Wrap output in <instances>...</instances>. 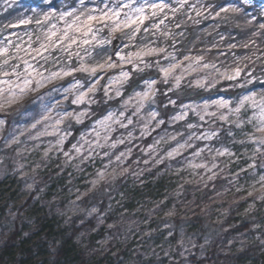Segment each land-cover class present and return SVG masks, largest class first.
<instances>
[{
    "label": "snow or ice",
    "instance_id": "obj_1",
    "mask_svg": "<svg viewBox=\"0 0 264 264\" xmlns=\"http://www.w3.org/2000/svg\"><path fill=\"white\" fill-rule=\"evenodd\" d=\"M251 5L252 0H242L241 3L225 0L224 3L219 4L202 3L201 0H196V3H190L189 0H73L71 5H64L58 9L54 6L53 0H33V3L23 4L20 3V0H3L4 11L11 9L12 13L16 14V19L0 28V32L7 28L29 24H35L36 29L26 30L23 36L12 32L10 35L16 37L15 41L8 37L0 39V112H5L14 105L20 104L29 94L39 93L41 89L52 85L49 92L44 95L50 96L53 92H61L64 100H69L71 97L70 103L76 105L77 109L66 110L60 102L44 105L41 118L32 123L31 128L36 129L42 121L49 123H45L43 130L38 131L32 138L38 139L41 136L54 135L56 136L55 144L50 142V148L55 147L59 151H63L65 141L72 134L70 131L71 121L80 124L87 117L89 106L96 103L94 96L98 90L97 85L104 79L107 69L120 68L117 75L108 77L107 84L103 88L104 96L114 99L124 95L122 91L124 85L129 83L134 75L142 73L146 69L155 68L159 74L158 79L151 76L144 78L141 90L134 89L127 98L121 101L122 110L108 111L106 115L94 122L92 132L95 133V142L87 139L86 134L82 133L79 140L71 145L69 151L63 152L64 156L71 160L74 159L71 153L74 152L79 157L83 156L84 151H87L88 155L83 156V159L87 160L96 148H103L111 139L110 134L115 130L112 127L113 124L127 128L133 123L132 116H139L146 107L149 109L148 120L144 123L142 135L148 131V124L152 121L156 122L157 127L165 123L163 119H157L160 113L151 107L156 104V97L160 92L158 84H171L167 91L172 92L194 73L211 70L194 80L196 86L210 88L220 78L229 81L236 80L243 70L240 67L241 61L251 62L253 57L256 60L264 59V52H261L257 47L254 48L250 56L237 57L235 67L225 68L224 71H221L216 64L207 62L203 54L191 55V49L188 50V54L178 53L175 36H183L184 33H173L166 23L170 16L175 19L177 13L187 9L185 13L187 19L196 24L200 23V20L195 19L191 15L192 12L195 13V17L213 20L220 18L225 21L229 18L228 14L231 13L234 18L242 17L246 24L251 25L256 17H249L247 7H245ZM222 14L224 15L222 16ZM260 15L264 16V6L260 9ZM157 18H159L158 21ZM148 20L154 22L150 26L142 28L145 21ZM183 23L185 21H180L176 23L175 27L179 28ZM259 29L260 31L252 32L251 36L264 38V23L259 24ZM141 31L145 33V36L141 37L139 44H136V37ZM117 32L123 33L127 37L129 44L135 47V51L124 53L123 48L129 47L128 44L121 48L115 47L112 37ZM148 35L155 39L149 40ZM169 39L172 40L170 47L173 51L168 50L167 41ZM220 40L223 41L224 36H220ZM158 41H163L166 46H161ZM107 45H113L112 53L101 59L107 52ZM250 45L255 46L256 41L250 39L242 46L249 48ZM215 47L217 45L212 44V48ZM236 47L238 45L235 43L228 44L229 49ZM113 56L116 58L115 61H113ZM147 57L154 59L149 60L146 59ZM124 65L131 67L126 69L123 67ZM213 73H215V77L209 80ZM77 74H87L88 77L94 79L82 80L77 77ZM248 75L251 76V72ZM66 78H71L67 80L66 85L57 86L54 83L65 81ZM246 83H251V80H247ZM168 103L175 105L176 100L169 98ZM81 105H85V107L80 109ZM129 108L133 109L132 116L126 117ZM54 109H59L55 112V116L52 115ZM19 111L17 109L18 113ZM189 112L197 116L201 122L207 123L206 117L215 118L239 129L243 139L238 143L252 145V155L249 159L253 162L249 164V168L255 172L257 168L255 161L259 156L261 158L259 168L264 170V91L250 90L240 95L235 101L231 98L220 97L219 99H206L202 104H182L181 110L172 116L171 120H185ZM124 119L127 120V123H124ZM66 122H68L67 125L62 128L61 125H65ZM5 124L6 120L0 119V130H3ZM186 126L191 130L202 128L203 124L188 123ZM246 126H250L252 130L246 131ZM101 132L104 133L105 144L100 143ZM128 135L131 137L132 134ZM228 135L234 137L231 130ZM193 139L211 142L214 139H219V130L210 127L199 133L190 132L186 140L177 141L176 146L166 153V157L173 159L186 149L194 147L190 143ZM3 140L6 146L20 143L19 137L12 132H9L8 137ZM122 143H124V139L119 138L112 141L110 147L114 149L117 144ZM85 145H87V149H85ZM205 151L209 154L214 152L215 156L231 157L235 155L229 147L214 148L211 143H206L203 147L196 148L192 154L193 158L201 157ZM130 154L131 149H128L127 152H120L115 159L117 162H122V158H126ZM45 155H47V151ZM103 155L110 156V153L104 152ZM163 159L162 157L157 162L162 163ZM111 163L110 160L104 170L96 172V179L91 181L93 187L106 179L108 175L106 169ZM187 163L192 169L203 168L209 172L217 167L215 163H212L211 167L204 162L194 163L192 160H188ZM214 176L213 172L209 179H213ZM113 179H115V174H113ZM255 183L264 188V174H260ZM253 188H255V184ZM258 198L264 200V193ZM98 211V209L92 208L89 214ZM100 222H103V217L100 218ZM180 243L183 246L184 241L181 240Z\"/></svg>",
    "mask_w": 264,
    "mask_h": 264
},
{
    "label": "rangeland",
    "instance_id": "obj_2",
    "mask_svg": "<svg viewBox=\"0 0 264 264\" xmlns=\"http://www.w3.org/2000/svg\"><path fill=\"white\" fill-rule=\"evenodd\" d=\"M238 1L239 2L237 3L242 2V0ZM189 2L196 3V0H189ZM231 2L235 1L231 0ZM20 3L23 4V0H20ZM72 3L73 0H58L57 4H54V6L59 9L64 5H71ZM251 6H254L255 14H260V9L264 6V3L252 0ZM186 12L187 9H184L176 14L175 19H172L170 16L169 20L166 21L169 29L173 33L181 28V26L177 28L175 25L182 21L184 17L187 18L185 15ZM28 15H31V13H28ZM261 18L264 19V16H261ZM15 19L16 16L11 21L8 19L0 21V28H3L4 25ZM158 19L159 18H157V21ZM152 22L154 21H145L142 28L150 26ZM161 27L163 28V25ZM35 29V24L7 28L4 29L3 32H0V39L8 37L15 41L16 37L10 35L12 32H16L20 36H23L26 30L32 31ZM143 36H145V33L141 31L136 37V44L140 43L141 37ZM114 37L120 38L122 46L126 44L129 45V47L123 48L124 53L135 51V47L129 44L127 37L123 33L117 32L112 38ZM147 38L149 40L155 39V37H152L151 35H148ZM24 39H27V37H24ZM158 43H160L161 46H166L163 41H158ZM167 45H169L168 50L173 51L170 47L171 43L169 40L167 41ZM111 50L112 45H107V52L103 54L101 59L110 55L112 53ZM176 50L178 53H184L178 46H176ZM184 54H188V52H185ZM197 54L201 53L191 52V55ZM115 59L116 58L113 56V61H115ZM146 59L151 60L154 58L147 57ZM206 61L216 64L221 71H224L225 68L231 69L236 66L228 62L222 64L216 61H209L208 59H206ZM123 67L130 69L131 66L124 65ZM240 67L243 70L236 80L229 81L223 78L218 79L213 87L205 89L220 91L210 97H205L200 100H187L180 103L177 105L175 112L167 118L164 117V113L160 112L161 109L156 101V104L151 107L152 109L159 111L160 116L157 117V119H163L165 123L157 127L156 122L152 121L148 124V131L144 135L141 133L144 123L148 120L147 112L149 109L146 107L139 116H132L133 109L129 108L126 112V117L132 116L133 123L128 125L127 128H121L118 124H113L112 127L115 130L111 132V139L106 144L103 140L104 133L101 132L100 143L105 144V146L103 148H96L92 156L87 160L83 159V156L88 155L87 151H84L83 156L79 157L76 156L74 152L71 153L74 157V159L71 160L65 157L63 152L69 151L71 145L79 140L82 133L86 134L87 139L95 142V133L92 132V125L97 119L106 115L108 111L122 110L121 101L127 98L130 94L126 93L125 86L127 84L124 85L122 90L124 93L122 97H116L114 99H108L105 97L112 102L118 101V104L110 107V109L102 116L92 122L89 128L83 130L77 139L68 146L67 143L72 135L71 134L63 145V151H59L55 147L50 148V142L53 145L55 144L56 136L54 135H45L38 139L32 138L38 131L43 130V125L49 123L48 121H42L41 124L37 125L36 129H32L31 124L41 118L44 105H51L60 102L63 108L69 111L77 109V106H70L71 97H69V100H64L61 92H53L50 96L44 95L49 92L52 85H48L46 88L41 89L39 93L29 94L20 104L12 107L20 106L32 99H35L38 104L33 111L28 112L25 117L15 125L14 129L11 130L12 133L19 137L20 143L12 145L17 147L20 162L17 171L18 176L12 175L5 179L0 173V211L5 210L6 214L14 218L18 212H20L19 209L22 208L25 202L29 199L38 178L46 175H51V180L45 185L43 189L45 192H48L52 196L63 194L70 197L73 203L77 202L89 191L93 190L103 182L101 181L95 187L91 184V181L96 179V172L98 170H104L105 165H108L111 160L112 163L106 169L108 175L104 181L112 180L113 174H115V180H122L125 182V187L113 196L110 203L112 213L114 212L118 217H123L125 215V224L121 229V233H117L115 238L112 234H108L94 243V261L101 259L108 253L113 257L119 252L126 251V256L120 264H146L147 262H152V264H167L169 261L175 260L179 256L186 260V264H189L191 256L195 254L197 258L205 257V245L207 246L209 242L206 241L204 247H198L197 240L187 228L181 230L178 234V238L175 239L170 221H166L160 225V221L158 220L164 218L170 219L179 214L184 217L189 214L188 205L185 206L180 203L182 191L186 184L189 183L205 187L218 176H222L227 180L224 196H226L228 201L232 204L240 202L245 203L242 211L238 214L239 217L244 218L249 215H257L259 219L254 226V234H247L241 236L237 240H230L226 248L233 252L235 250L243 249L248 243H257L261 245V253L264 255V200L258 198L264 193V188H261L259 184L255 183L259 175L264 174V170L259 168L261 160L259 156H257L255 161L257 164L255 172L249 168V164L253 162L249 159L252 155V145H242L238 143L239 140L243 139L240 130L215 118L210 119L206 117L208 122L204 123L199 121L198 117L192 112H189L188 117L185 120H171V117L181 110L182 104H202L206 99H219L220 97L231 98L235 101L240 95H243L250 90H255L257 92L264 91V75L256 73L250 69L248 70L244 65L240 64ZM119 70L120 68L117 67L105 71L104 79H102L100 84L97 85L98 90L94 96L96 103L97 95L100 91H103L104 86L107 84L108 77L111 75H117ZM209 71L211 70H204L198 74L194 73L192 76L186 78L181 86L193 81L190 85L196 88H201L195 85L194 80L202 77ZM249 72H251V76L248 75ZM77 77L82 80L94 79L88 77L87 74H77ZM214 77L215 73L209 77V80ZM155 78L158 79L159 77ZM69 79L71 78H66L65 81H56L54 83L57 86L61 84L66 85V82ZM247 80H251V83H246ZM169 85L171 87V84ZM232 88H240L242 89V92L238 96L226 92ZM136 90H141V87ZM111 95H114V93H111ZM171 99L176 100L174 97ZM92 105L89 106V114L82 123L91 116L90 111ZM84 107L85 105L79 106L80 109ZM11 109L5 112H0V119L6 120L5 116ZM58 110L59 109H54L52 115L55 116V112ZM67 123L68 122H66L65 125H61V127H65ZM124 123H127L126 119H124ZM188 123L203 124V127L190 130L186 126ZM210 127L219 130V139H214L211 142L197 141L193 139L190 143L193 144L194 147L186 149L181 155L173 159L166 157V153L176 146L177 141L183 142L186 140L190 132L195 131L199 133ZM229 130L234 133V137L228 135ZM245 130L251 131L252 129L250 126H246ZM5 131L6 124L3 130H0V138L5 136ZM49 131H51V129H49ZM129 133L132 134L131 137H129ZM6 137H8V135ZM161 137H163V139H161ZM172 137H175V139H172ZM119 138H123L124 143L117 144L114 149L111 148L110 144L112 141ZM157 141H159V143H156ZM206 143H211V146L214 148L221 146L229 147L235 155L231 157L215 156L214 152L209 154L205 151L201 157L193 158L192 154L196 148L203 147ZM85 149H87V145H85ZM128 149H131V154L126 158H122V162H117L115 157L119 155L120 152H127ZM46 151L47 155H45ZM104 152H109L110 156H104ZM162 157L164 158L163 162L158 163L157 161ZM188 160H192L194 163L204 162L207 163L209 167H211L212 163H215L217 167L212 169L211 172L206 171L203 168L192 169L188 166ZM121 172L123 174H120ZM213 172L215 173L214 178L209 179V177L213 175ZM28 176H31L30 181L27 180L21 185L20 178ZM254 184L255 188H253ZM40 196L41 195L37 196L34 203L30 207L25 208L21 213L25 216L27 227L30 229L36 227V220L42 215L39 204ZM225 202L226 199L218 198L213 201V219L217 223H223L229 214V209L224 206ZM165 203H167V208L165 210L157 209L161 204L163 205ZM72 211L74 212V206H72ZM155 219L158 220L155 221ZM111 227H114L113 224ZM9 234L10 233H6L0 228V246L9 237ZM181 240L184 241L183 246H181ZM193 245L195 246L193 247ZM74 246L75 251L72 253L71 264H80L82 253L90 248L89 238L86 236L77 237ZM197 248H199V251L196 253ZM19 252L20 250L18 248L15 249L13 255L7 258L4 264H15V258ZM24 264H50L49 254L44 252L39 257L29 259ZM243 264H257V262L254 260H248Z\"/></svg>",
    "mask_w": 264,
    "mask_h": 264
},
{
    "label": "trees",
    "instance_id": "obj_3",
    "mask_svg": "<svg viewBox=\"0 0 264 264\" xmlns=\"http://www.w3.org/2000/svg\"><path fill=\"white\" fill-rule=\"evenodd\" d=\"M234 1L239 2L238 0ZM57 2L58 0H53V4L56 5ZM224 2L225 0H202V3L211 4ZM23 3H33V0H23ZM245 7H247L249 17H256L251 25L246 24L242 17L239 19L234 18L231 13L228 14L229 18L225 21L220 18L213 20L211 18L195 17V13L192 12L191 15L195 19H199L200 23H193L192 20L184 17L182 21H185V23L181 24L179 30L174 31L176 34L184 33L183 36H175L176 46L184 53L191 49V52L205 55V58L209 61L222 64L228 62L232 65H235L237 57L250 56L254 48L258 47L261 52H264V38L251 36L252 32L260 31L259 24L264 23V19L261 18L259 13H254V6ZM15 16L16 14L12 13L11 9L4 11L3 0H0V21L5 19L11 21ZM220 36H224L223 41L220 40ZM250 39H254L256 45L244 48L242 45ZM169 41L172 43L171 39ZM229 43H235L238 47L229 49ZM212 44H216L217 47L212 48ZM208 49H211V51H208ZM240 64L247 65L245 68L248 70L264 75V59L256 60L253 57L251 62L244 60ZM149 76L159 77V74L155 68H150L134 75L125 86L126 93L139 89L142 80ZM169 87V84H158L160 92L156 97L158 106L161 109L160 112L164 113L165 118L173 114L177 105L184 101L200 100L220 91L196 88L190 83L172 92L167 91ZM226 92L238 96L242 89L232 88ZM173 97L177 101L176 105L168 103L169 98ZM117 104L118 101L107 100L103 91H100L97 95V103L91 106V116L82 124L71 122L70 131H72V135L67 143L68 146L77 139L83 130L89 128L92 122L102 116L110 107ZM37 105L35 99L29 100L12 108L5 116V136L0 138V173L5 179L12 175L18 176L20 156L17 153V147L14 145L6 146L3 138ZM17 109L20 110L19 113ZM30 179L31 176L20 178L21 185L27 180L30 181ZM50 180L51 175L38 178L29 199L19 209L20 212L14 218L6 214L5 210L0 211V228L6 233H10L9 237L0 246V264H4L17 248L20 252L15 258V264H24L29 259L39 257L44 252L49 254L50 264H71L72 253L75 251L74 242L79 236H86L90 241V248L82 253L80 264H120L126 256V251L119 252L113 257L108 253L101 259L94 261L93 246L98 239L105 235L112 234L115 238L117 233H121V229L125 224V215L118 217L114 212L112 213L110 203L113 196L125 187V182L115 179L103 181L73 203L70 197L63 194L52 196L45 192L43 189ZM226 182L227 180L222 176H218L205 187L186 184L182 191L180 203L185 206L188 205L189 214L184 217L179 214L170 219H155V221H160V225L170 221L175 239L178 238L181 230L187 228L197 240L198 247H204V243L209 242L207 246L205 245V257L197 258L195 254L191 256L189 264H243L248 260H254L257 264H264V255L261 253L260 244L248 243L243 249L233 252L226 248L230 240H237L243 235L254 234V226L259 221L257 215L239 217L238 214L242 211L245 203L232 204L228 201L224 196ZM39 195H41L39 204L42 215L36 220V227L30 229L27 227L25 216L21 213L25 208L30 207ZM217 198L226 199L224 206L229 209V214L223 223H217L213 219V201ZM72 206H74V212ZM92 208L99 211L90 215ZM166 208L167 203L161 204L157 209L165 210ZM101 217H103V222H100ZM112 224L114 227H111ZM198 251L199 248L196 249V253ZM146 264H152V262ZM167 264H186V260L179 256Z\"/></svg>",
    "mask_w": 264,
    "mask_h": 264
},
{
    "label": "water",
    "instance_id": "obj_4",
    "mask_svg": "<svg viewBox=\"0 0 264 264\" xmlns=\"http://www.w3.org/2000/svg\"><path fill=\"white\" fill-rule=\"evenodd\" d=\"M262 1H264V0H262ZM117 38L118 37H114L113 38V40L115 41V47L116 48H121V46H122V42H121V40H120V38L117 40ZM112 50H113V45H112Z\"/></svg>",
    "mask_w": 264,
    "mask_h": 264
}]
</instances>
